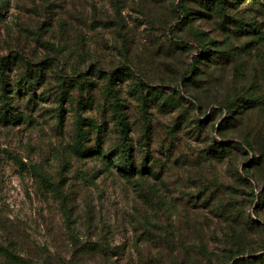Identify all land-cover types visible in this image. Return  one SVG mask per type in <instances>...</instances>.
<instances>
[{
	"label": "rangeland",
	"instance_id": "rangeland-1",
	"mask_svg": "<svg viewBox=\"0 0 264 264\" xmlns=\"http://www.w3.org/2000/svg\"><path fill=\"white\" fill-rule=\"evenodd\" d=\"M1 73L0 246L264 264V0H0Z\"/></svg>",
	"mask_w": 264,
	"mask_h": 264
},
{
	"label": "trees",
	"instance_id": "trees-1",
	"mask_svg": "<svg viewBox=\"0 0 264 264\" xmlns=\"http://www.w3.org/2000/svg\"><path fill=\"white\" fill-rule=\"evenodd\" d=\"M241 0H236V2H240ZM223 2V1H220ZM224 4L218 5L219 7V13L222 15H224ZM257 31V30H256ZM253 41V40H251ZM0 80L2 81L3 86L7 85L5 78H4V74H0ZM3 105L4 108H8L9 107V101H7L6 99H3ZM234 108H230V106H226V112L230 113V115L233 113L234 110H232ZM228 116V115H227ZM13 118L12 115H10L8 113V109L4 110L3 112L0 113V118L1 120H7L8 118ZM126 124L124 122H122L121 120L118 121V127H119V131H120V143L118 146V159L115 161L118 167L119 171H123L124 173H128L129 175H133L134 173V166L132 163V155H131V147H130V143L128 141L127 138V131H126ZM247 146L249 147V144H247ZM81 148L78 149L77 146V150L80 151ZM150 153H149V149L147 147V149L144 151V159H147L149 157ZM259 201L262 203H264V196L260 197ZM0 252L10 261L15 262L16 264H29L27 261H25L26 259H24L21 256H18L17 254H15L14 252L9 251L6 248H3L2 246H0ZM264 261V258H263ZM179 264V263H177Z\"/></svg>",
	"mask_w": 264,
	"mask_h": 264
}]
</instances>
